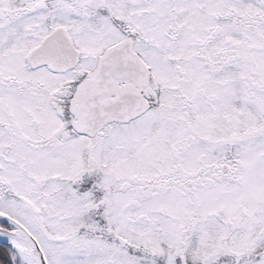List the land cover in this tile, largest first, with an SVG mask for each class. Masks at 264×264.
Listing matches in <instances>:
<instances>
[{"label":"rangeland","instance_id":"374dc122","mask_svg":"<svg viewBox=\"0 0 264 264\" xmlns=\"http://www.w3.org/2000/svg\"><path fill=\"white\" fill-rule=\"evenodd\" d=\"M129 1L125 19L141 25L134 49L150 67L158 100L181 101L168 85H180L190 97L201 90L197 123L189 108L157 105L154 122L146 115L132 129L124 126L120 141L105 143L108 153L92 156L42 153L23 141L8 153L11 129L0 126V212L36 238L47 264H264V52L253 48L252 65L241 58L233 45L261 41L232 20L264 17V4L141 0L134 11ZM12 44L9 32L0 31L4 78L45 84L24 83L21 93L0 84V122L7 124L12 113L38 139L58 123L53 106L39 104L48 102L45 92L59 74L29 69L24 57L9 52ZM252 70L255 88L247 80ZM25 100L38 127L30 124ZM187 124H197L201 137ZM12 260L30 264L17 253Z\"/></svg>","mask_w":264,"mask_h":264},{"label":"flooded vegetation","instance_id":"af4514ba","mask_svg":"<svg viewBox=\"0 0 264 264\" xmlns=\"http://www.w3.org/2000/svg\"><path fill=\"white\" fill-rule=\"evenodd\" d=\"M260 1L264 4V0ZM6 2L0 4V31H8L13 40L9 52L24 57L29 69L47 67L55 75L59 74V77L54 79V85L45 92L48 102L39 104L53 106L51 110L58 122L57 126L50 134L37 135L39 138L34 139L36 136L27 133L11 113L7 124L0 122L1 127L6 125L11 129V133L7 132L9 139L4 141L5 152L10 153V147L23 141L33 148L43 150L42 153L105 155L108 153L105 143L109 139L120 141L118 137L124 126L132 129L146 115H149L150 123L154 122L157 105H182V113H187L189 108L190 121L197 123L198 104L195 99L201 90L190 97L180 85H168L164 89L167 88L170 93L179 91L181 101L158 100V89L152 83L150 67L134 49L135 39L141 36V25H132V17L125 19L126 0H120L117 7L113 5V0ZM128 3L134 11L140 9L141 0ZM259 19L264 21L263 16L248 13L244 21L232 19L235 24L239 23L241 27L257 33L261 41L260 45L255 46L245 44V49H239L244 41L233 45L234 50L237 48L240 52V57L248 58L251 65L255 63L251 54L253 48L264 52V37L258 33ZM176 29L180 30V26L176 25ZM48 37L51 39L42 47ZM169 37L174 40L177 38L176 34ZM211 39L212 36H209L205 42L196 41V45L202 46ZM221 57L217 55L213 65L215 72ZM178 72L182 74L180 69ZM253 72H250L247 80L255 88L259 84L253 80ZM24 83L35 87L45 84L41 78H27L24 82L4 78L0 72V84L7 88L16 85L18 89L13 90L21 93V85ZM24 109L30 124L38 127L41 122L30 110L26 100ZM38 121L39 124L35 126ZM196 125L192 127L187 124V131L193 133L194 138H200ZM13 136L17 138L13 139ZM0 184L4 186L1 181Z\"/></svg>","mask_w":264,"mask_h":264},{"label":"water","instance_id":"95a60500","mask_svg":"<svg viewBox=\"0 0 264 264\" xmlns=\"http://www.w3.org/2000/svg\"><path fill=\"white\" fill-rule=\"evenodd\" d=\"M50 39L51 37H48L43 42V44L44 43L45 44L44 45L42 44L43 45L42 47H44L49 42ZM0 219H4L8 221L13 226L12 229H8V228L0 226V231L7 234L8 236H13L18 232V230H21L27 239L29 248H26L23 250L19 245H17L14 241H11L10 239H0V243H2L4 246L8 247L9 249L17 253H19L20 251H24L26 255L31 259L33 264H47L45 256L38 242L21 224L17 223L15 220L10 218L9 216L1 214V213H0Z\"/></svg>","mask_w":264,"mask_h":264},{"label":"bare ground","instance_id":"6f19581e","mask_svg":"<svg viewBox=\"0 0 264 264\" xmlns=\"http://www.w3.org/2000/svg\"><path fill=\"white\" fill-rule=\"evenodd\" d=\"M0 239H10L11 241H14L17 245H19L23 250L29 248L27 239L21 230H18V232L13 236H8L7 234L0 231ZM19 256L21 257V259L26 260L27 263L33 264L31 259L26 255L24 251H20Z\"/></svg>","mask_w":264,"mask_h":264},{"label":"trees","instance_id":"16d2710c","mask_svg":"<svg viewBox=\"0 0 264 264\" xmlns=\"http://www.w3.org/2000/svg\"><path fill=\"white\" fill-rule=\"evenodd\" d=\"M0 225L9 227L5 221H0ZM13 251L0 243V264H20L12 260Z\"/></svg>","mask_w":264,"mask_h":264}]
</instances>
